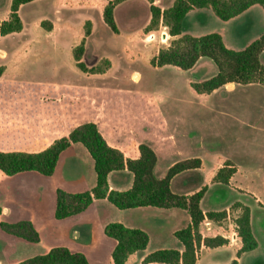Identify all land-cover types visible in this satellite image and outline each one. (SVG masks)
Instances as JSON below:
<instances>
[{
    "label": "rangeland",
    "instance_id": "374dc122",
    "mask_svg": "<svg viewBox=\"0 0 264 264\" xmlns=\"http://www.w3.org/2000/svg\"><path fill=\"white\" fill-rule=\"evenodd\" d=\"M10 1L0 0V17L7 15ZM71 1L23 3L19 9L22 31L0 36V64L4 65L0 81L6 88L0 89V149L38 151L76 124L93 120L114 144L125 146L137 141L150 145L158 154L156 176L163 175L180 158L199 157L203 166L180 174L173 182L174 190L190 192L207 184L201 201L205 209L220 210L236 200L244 202L251 209L257 239V247L250 253L264 256V204H258L248 193L212 182L211 178L222 158L231 159L245 175L243 184L264 202V86L230 82L207 95L195 94L188 81L212 76L216 66L208 57H200L186 70L173 65L152 66L149 56L160 45L167 46L171 37L163 25L151 35L142 32L150 18L147 0H126L115 7L119 34L103 21L96 4L99 0H88L93 5L77 6H70ZM172 1L157 3L164 8ZM86 18L92 21V32L85 41L83 60L90 66L104 56L110 57L113 64L102 74L87 75L73 63L71 49L79 40ZM45 19L54 22L52 30L40 25ZM185 26L196 31L220 28L228 43L241 45L262 29V14L253 7L224 23L201 10L186 18ZM124 44L141 55L128 59ZM260 59L264 63V53ZM10 81L40 84L41 96L12 91ZM54 85L82 90L61 98L63 90ZM96 90L129 96L104 105L103 96L99 102L96 99ZM150 93L155 97L153 103L146 98ZM93 181L90 159L80 144H73L64 152L50 177L32 172L7 176L0 171V209L6 213H0V219H30L41 235L38 242L23 239L15 243L0 235L1 256L20 259L44 253L53 245H66L81 248L92 264H106L114 245V240L103 233L102 225L107 220L142 227L150 236L147 248L130 255L128 264H141L140 256L158 247L181 246L173 231L184 225L188 217L175 208L118 209L98 201L82 215L54 218L56 187L83 189ZM109 183L124 188L130 178L125 172L112 173ZM219 192L222 194L216 197ZM230 220H234L232 215ZM221 221L217 224L224 228ZM201 228L206 234L217 231L214 225L206 229L202 224ZM232 249L233 246L201 249L200 259L225 264Z\"/></svg>",
    "mask_w": 264,
    "mask_h": 264
},
{
    "label": "trees",
    "instance_id": "16d2710c",
    "mask_svg": "<svg viewBox=\"0 0 264 264\" xmlns=\"http://www.w3.org/2000/svg\"><path fill=\"white\" fill-rule=\"evenodd\" d=\"M31 0H11L7 17H0V36L21 31L23 24L19 15L20 5ZM125 0H102L98 2L102 19L114 32L119 28L114 17L115 7ZM150 18L143 28L148 34L163 25L167 28L170 41L167 46L160 45L149 56V63L155 67L173 65L179 69L191 68L200 57H208L216 66V72L205 79L189 80L191 90L198 95H207L227 83H257L264 86V63L260 55L264 53V0H173L162 8L155 0H147ZM80 4L84 0L79 1ZM258 7L262 14V29L250 36L241 45L226 41L224 31L211 28L196 31L185 26V19L201 10L209 12L221 22H229ZM40 25L46 30L52 28L48 20H41ZM80 40L72 47L75 66L87 75L105 73L112 62L102 57L97 63L88 66L83 60L85 37L92 31V22L85 19L81 26ZM127 58L134 59L140 52H135L127 45L123 48ZM4 66L0 65V77ZM11 82V81H10ZM0 89L4 90L1 86ZM12 91L30 97H39L41 92L37 83L11 82ZM55 88H59L54 85ZM60 97L69 98L82 89L61 88ZM98 102L103 96L104 105L114 103L128 94L118 91L96 90ZM74 96V95H71ZM61 97V98H62ZM99 98V99H98ZM148 102L153 103L152 94H147ZM70 100V99H69ZM71 101V100H70ZM73 144H80L90 159L94 181L90 187L80 190L56 187L54 191L55 219H64L83 212L98 200H104L118 209L130 208H175L186 213L188 220L173 231L174 238L181 244L177 247H158L146 252L141 264H195L201 246L217 247L227 244L220 235L208 236L200 231V224L205 220L219 222L231 214L230 210H202L200 200L207 190V184L198 186L191 192H178L173 189L172 181L179 174L203 166L199 157L180 158L171 163L165 173L158 177L154 173L157 163L155 150L145 142H132L134 154L129 155L121 148L109 143L97 124L87 120L76 124L67 133L55 138L49 145L38 151L0 149V171L7 176H16L32 172L43 176H52L61 161L64 152ZM237 164L228 158H222L217 165L212 182L229 185L231 176L237 171ZM126 172L131 175L127 188L116 189L110 186L108 179L112 173ZM231 208L240 207V214L234 219L241 246L236 250L242 252L253 250L257 241L250 226V210L247 205L236 201ZM0 229L6 233L21 237L30 242H38L40 233L29 219L16 221L0 220ZM103 233L114 240L106 264H127L130 255L143 251L149 243L148 232L136 226H129L118 220H110L103 225ZM17 264H92L81 251L71 250L66 246H52L45 253L28 256ZM230 264H237L234 259Z\"/></svg>",
    "mask_w": 264,
    "mask_h": 264
},
{
    "label": "crops",
    "instance_id": "0c3cea01",
    "mask_svg": "<svg viewBox=\"0 0 264 264\" xmlns=\"http://www.w3.org/2000/svg\"><path fill=\"white\" fill-rule=\"evenodd\" d=\"M80 1V0H79ZM79 1H77V0H72L71 1V3H69V5L70 6H77V5H93V3L91 2V1H88V0H84V3L83 4H80L79 3ZM100 1V0H99ZM98 1V2H99ZM126 1V0H125ZM125 1H123V2H125ZM156 2H157V0H155ZM98 2H96V4L98 5ZM92 3V4H91ZM122 3V2H121ZM66 4V3H65ZM120 4V3H119ZM99 7V6H98ZM163 8V7H162ZM20 9V8H19ZM100 9V8H99ZM9 10V9H8ZM101 11V10H100ZM8 14V13H7ZM20 15V14H19ZM5 17H7V15L5 16ZM5 17H1V18H5ZM115 17V16H114ZM21 18V17H20ZM86 19H89V18H86ZM22 20V19H21ZM45 20H47V19H45ZM116 20V19H115ZM49 21V20H48ZM51 23H52V25H53V21H50ZM92 22V21H91ZM22 24H23V22H22ZM118 25V24H117ZM53 27H54V25L52 26V28L50 29V30H52L53 29ZM165 27V26H164ZM119 28V27H118ZM166 28V27H165ZM22 29H23V27H22ZM22 29H21V31H22ZM46 30V29H45ZM50 30H47V31H50ZM21 31H19V32H21ZM92 32V31H91ZM163 32H164V35H162L163 34ZM163 32H161V34L160 35H162V37L164 38V39H166V35H167V33L165 32V31H163ZM119 33H121L120 32V29H119ZM119 33H116V34H119ZM91 34V33H90ZM89 34V35H90ZM81 35H82V30H81V34H80V37H79V40H80V38H81ZM88 35V36H89ZM147 35H151V33H148ZM86 38H87V36L85 37V41H86ZM78 40V41H79ZM125 45H127L128 47H130L128 44H124V46ZM124 46H123V48H124ZM84 47H85V43H84ZM131 49H132V47H130ZM72 50V49H71ZM133 50V49H132ZM0 51H3L2 49H0ZM72 53V52H71ZM84 53H85V51H84ZM1 55V54H0ZM141 55V54H140ZM139 55V56H140ZM73 57V56H72ZM104 57H108V56H104ZM138 57V56H137ZM83 58V57H82ZM108 58H110V57H108ZM136 58V57H135ZM134 58V59H135ZM129 59V58H128ZM149 59V58H148ZM111 60V59H110ZM131 60H133V59H131ZM149 61V60H148ZM112 62V61H111ZM73 63H74V61H73ZM113 64V63H112ZM0 65H2V64H0ZM75 65V64H74ZM4 66V65H3ZM84 73V72H83ZM3 74V73H2ZM2 74H1V76H2ZM0 80H1V77H0ZM59 88H62L61 86H59ZM67 88H73V87H67ZM151 94V93H150ZM153 95V94H152ZM153 97H154V95H153ZM154 99H155V97H154ZM93 121V120H92ZM95 122V121H94ZM96 123V122H95ZM97 124V123H96ZM97 126H98V124H97ZM73 128V127H72ZM71 128V129H72ZM98 128H99V126H98ZM99 130L101 131V129L99 128ZM101 133L103 134V136L105 137V139L109 142V143H111V144H113V145H115V146H117V147H119V148H121L122 150H124V152L126 153V154H129V155H133L134 154V146H131L132 144V142H137V141H130L128 144H126L125 146H119V145H117V144H114V143H112V142H110L107 138H106V136L104 135V133L101 131ZM150 146V145H149ZM46 147V146H45ZM156 152V151H155ZM156 154H157V152H156ZM62 159V158H61ZM157 160H158V154H157ZM60 164V163H59ZM238 166V165H237ZM155 169V168H154ZM215 170H216V168H215ZM215 170L213 171V174H214V172H215ZM126 173V172H125ZM155 173V172H154ZM165 173V172H164ZM35 174H37V173H35ZM55 174V173H54ZM53 174V175H54ZM212 174V175H213ZM156 175V174H155ZM180 175V174H179ZM178 175V176H179ZM43 176V175H42ZM162 176V175H161ZM177 176V177H178ZM244 173H241V170H240V168H239V166H238V169H237V171L231 176V178H230V184L228 185V186H230V187H232V188H234V189H236V190H238V191H240V192H245V193H248V194H250V196H253V198H255L256 200H257V202H258V204H260V205H263L264 204V202L261 200V197H259L258 196V194L257 193H254L253 191H250L243 183V178H244ZM45 177H47V176H45ZM48 177H50V176H48ZM158 177H160V176H158ZM177 177H175L174 179H173V181H172V187H173V182H174V180L177 178ZM129 178H130V183H131V177H130V175H129ZM212 178V177H211ZM108 182H109V179H108ZM130 183H129V185H130ZM93 184V183H92ZM110 184V183H109ZM128 185V186H129ZM110 186L111 187H113L111 184H110ZM127 186V187H128ZM90 187V186H89ZM127 187H124V188H127ZM207 187H208V185H207ZM65 188V187H64ZM113 188H115V187H113ZM124 188H116V189H124ZM66 189H69V188H66ZM83 189H85V188H83ZM174 189V188H173ZM74 190H77V189H74ZM78 190H80V189H78ZM195 190V189H194ZM193 191V190H192ZM191 192V191H190ZM263 193H264V189H263V191H262ZM206 193V192H205ZM220 193V192H219ZM217 193L216 194V197L218 196V195H221L222 193ZM205 195V194H204ZM204 195H203V197H204ZM203 197L201 198V200H200V207H201V209L202 210H204V211H206V210H214V209H205V208H203L202 207V205H201V201H202V199H203ZM219 197V196H218ZM98 201H103V202H105V203H107L106 201H104V200H98ZM98 201H96V202H98ZM236 201H238V202H240L241 204H243V205H246L244 202H241V201H239V200H236ZM236 201H234V202H236ZM96 202H94L93 204H95ZM234 202H232V203H234ZM231 203V204H232ZM93 204H91L90 206H92ZM109 204V203H108ZM231 204L229 205V207L231 206ZM90 206H88L85 210H87ZM248 206V205H247ZM229 207L228 208H224V209H226V210H229ZM249 207V206H248ZM83 211V212H81V213H78V214H76V215H82V214H84V212H86V211ZM220 210H222V209H220ZM249 210H250V226H251V231H252V233H253V236L255 237V234H254V230H253V227H252V221H251V209H250V207H249ZM0 213L1 214H6L5 212H4V208H2V209H0ZM240 207H237V208H231V215L234 217V219L239 215V213H240ZM176 214V213H175ZM76 215H73V217L74 216H76ZM231 215H229V216H227L226 218H224V219H222V221H221V223H223L224 224V228H219V226H218V224L217 223H219V222H215V221H213V220H209V219H205L201 224H200V231L202 230V228H201V225L203 224L204 226L206 225V224H208L209 225V228L211 229V226L212 225H214L215 226V228L217 229V231H216V233H212V234H206L204 231H201L203 234H205V235H208V236H214V235H220V236H222L223 238H225L226 239V241H227V244L226 245H223V246H217V247H212V248H210V247H205V246H201L200 248H199V252H198V259H197V261L195 262V264H217V262H212V263H207V262H205V261H202L201 259H200V250L201 249H210V250H214V249H217V248H229L230 246H233V249H232V251L230 252V254H229V257H228V259L226 260V262H225V264H230L231 263V261L232 260H236L237 261V264H264V256L263 255H259V254H252V253H250L251 251H253L254 249H256V247L253 249V250H250V251H246V252H242L239 256H237L236 255V250L241 246V240H240V237L238 236V234H237V225H236V223H235V221L234 220H230V216ZM21 219H27V218H21ZM0 220H7V219H0ZM18 220H20V219H18ZM30 220V219H29ZM7 221H9V220H7ZM16 221V220H15ZM31 221V220H30ZM108 221H110V220H107L106 222H108ZM118 221H121V220H118ZM32 222V221H31ZM106 222H104L103 223V225L106 223ZM121 222H123V221H121ZM33 223V222H32ZM124 224H126L125 222H123ZM34 225V224H33ZM103 225H102V229H103ZM126 225H128V224H126ZM129 226H131V225H129ZM225 226L227 227L226 229H225ZM138 227V226H137ZM142 228V227H141ZM205 228H206V226H205ZM209 228H206V229H209ZM58 230H56L57 232L59 231V228H57ZM144 229V228H143ZM175 230V229H174ZM235 231L236 232V237L233 239V240H229V234L232 232V231ZM74 232L75 233H77L78 231L76 230V229H74ZM0 235L4 238V239H8V240H11L12 242H14L15 243V241L16 240H23V238H21V237H18V236H15V235H12V234H9V233H6V232H4L3 230L2 231H0ZM73 237H75L76 238V236H73ZM150 237V236H149ZM40 239H41V235H40ZM255 239H256V237H255ZM150 240V239H149ZM256 241H257V239H256ZM17 242H19V241H17ZM53 246H56V245H53ZM62 246H66V245H62ZM114 246V245H113ZM52 247V246H51ZM50 247V248H51ZM66 247H68V246H66ZM49 248V249H50ZM69 249H71V250H75V251H81V252H83L82 250H81V248H79V247H76V248H78V249H75V247L73 248H70V247H68ZM113 248V247H112ZM177 248H180V247H177ZM48 249V250H49ZM47 250V251H48ZM112 250V249H111ZM111 250H110V252H111ZM109 252V253H110ZM45 253V252H44ZM84 253V252H83ZM109 253H108V256H109ZM1 251H0V258H2V259H0V260H2V261H0V264H2V263H5L6 262V264H17L20 260H22L23 258H25V257H28V256H24V257H22V258H20V259H15V258H5L3 255L1 256ZM39 254V253H38ZM85 254V253H84ZM35 255V254H34ZM86 255V254H85ZM144 255V254H143ZM143 255H141L140 256V260H141V258H142V256ZM32 256V255H31ZM108 256H107V258H108ZM87 257V256H86ZM89 260V259H88ZM90 261V260H89ZM92 263V262H91ZM128 264V263H127Z\"/></svg>",
    "mask_w": 264,
    "mask_h": 264
},
{
    "label": "built area",
    "instance_id": "2783aa9c",
    "mask_svg": "<svg viewBox=\"0 0 264 264\" xmlns=\"http://www.w3.org/2000/svg\"><path fill=\"white\" fill-rule=\"evenodd\" d=\"M206 226V228H209V225L208 224H206L205 225ZM236 237V232L233 230L230 234H229V240L231 241V240H233L234 238Z\"/></svg>",
    "mask_w": 264,
    "mask_h": 264
}]
</instances>
